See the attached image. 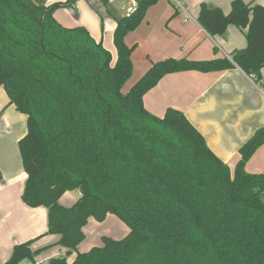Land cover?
Returning a JSON list of instances; mask_svg holds the SVG:
<instances>
[{"label": "trees", "instance_id": "1", "mask_svg": "<svg viewBox=\"0 0 264 264\" xmlns=\"http://www.w3.org/2000/svg\"><path fill=\"white\" fill-rule=\"evenodd\" d=\"M79 1L0 0V88L27 116L19 142L27 174L22 199L47 208L46 235L58 236L57 245L68 251L46 264H69L74 252L71 264H264V174L246 171L264 145V128L242 146L232 173L183 112L168 109L160 118L144 105L169 74L239 67L259 82L264 7L235 0L225 15L202 4L200 25L213 38L230 26L246 30V48L231 60L154 63L125 93L135 50L125 39L161 0H136L134 12L120 18L101 0L116 22V61L86 27L56 20V11ZM77 190L73 206L60 203ZM109 215L130 233L122 240L104 236L102 245L79 253L89 220L104 223ZM35 241L15 246L6 264H37L46 248L33 250Z\"/></svg>", "mask_w": 264, "mask_h": 264}, {"label": "crops", "instance_id": "2", "mask_svg": "<svg viewBox=\"0 0 264 264\" xmlns=\"http://www.w3.org/2000/svg\"><path fill=\"white\" fill-rule=\"evenodd\" d=\"M53 1L49 0V3ZM85 1L90 0H80L76 4L77 8ZM234 1L161 0L151 7L143 23L125 39L126 44L134 47L135 51L132 55L133 82L126 86L129 89L124 88V92L128 93L154 63L168 59L231 60L232 52L246 48V30L230 26L224 37L213 38L198 22L202 4L219 8L228 15ZM242 1L264 7V0ZM136 6V0H109L112 14L119 18L132 14ZM74 12L71 8H62L56 11L55 18L63 27H79L81 23L72 21ZM110 18L114 22L115 31L116 22L112 16ZM88 30L97 42L103 40L105 48L116 61L114 31L111 36L104 38L103 30L101 35L90 28ZM144 105L150 113L160 118L165 116L168 109L183 112L204 137L211 151L234 173L241 159L240 149L259 129L264 128V69L259 82L251 80L239 67L223 72L169 74L144 96ZM27 132V116L11 105L6 91L0 88V170L3 174V181L0 182V264H6L11 259L15 246L32 240H36L33 250L46 248L36 258L37 264H46L50 259L65 256L68 252L57 245L58 236L46 235L47 208H30L22 199L27 174L23 168L19 142ZM246 171L250 174H264V145L248 162ZM79 198L78 190L67 192L60 203L71 207ZM114 217L109 215L106 221ZM105 223L89 220L83 229L86 240L78 247L79 253L89 252L100 246L96 243L102 237H111L100 232ZM119 227L116 225L117 229ZM97 229L99 233L95 235ZM121 229L125 237L130 233L129 228L128 231L122 227ZM83 248L87 251L81 252ZM76 256V252L69 256V264ZM22 264L31 263L25 261Z\"/></svg>", "mask_w": 264, "mask_h": 264}, {"label": "rangeland", "instance_id": "3", "mask_svg": "<svg viewBox=\"0 0 264 264\" xmlns=\"http://www.w3.org/2000/svg\"><path fill=\"white\" fill-rule=\"evenodd\" d=\"M56 1H58V0H54L53 2H56ZM82 6H84L83 9H81ZM116 6H118V4ZM116 6H114V8ZM111 8L109 7L110 11H112ZM71 9H73V11H75L74 12L75 13V17H74L75 19L74 18L72 19L73 22L76 21L77 23H81V26L86 27L87 29L90 28V29H92V31H97L100 33V35L102 34L101 31L104 30V38L111 36V34L113 33L114 27H115L114 22L110 18V15L108 14L105 6L102 5L100 0L85 1V2L80 4L79 8H77V5H76L75 8H71ZM116 9L118 10V8H116ZM131 82H133V79L127 85H125V87L129 86L131 84ZM125 89H129V88L126 87ZM116 225H118L120 227L117 229ZM103 226H105V227H103V229L100 231L102 233V235H110L115 240H122L125 238V235L123 234L124 231H122L121 227L124 228L126 231H128L127 225L123 221L116 219L115 217L113 219H110L109 221H106V223ZM87 228H89V227H87ZM119 229H120V231H119ZM98 233H99V231L97 229L96 233H94V234L96 235ZM88 234H89V232H88ZM96 244L102 245V242L98 241ZM80 251L85 252L87 250H85V248H83ZM65 256H67V255H65ZM68 258H69V256H68Z\"/></svg>", "mask_w": 264, "mask_h": 264}, {"label": "built area", "instance_id": "4", "mask_svg": "<svg viewBox=\"0 0 264 264\" xmlns=\"http://www.w3.org/2000/svg\"><path fill=\"white\" fill-rule=\"evenodd\" d=\"M250 79L253 80V81H256L255 75H250Z\"/></svg>", "mask_w": 264, "mask_h": 264}]
</instances>
